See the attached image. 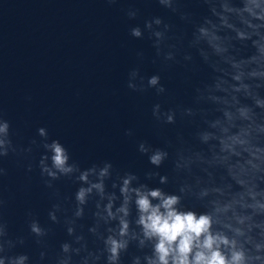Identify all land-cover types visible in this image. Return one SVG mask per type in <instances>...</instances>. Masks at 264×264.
<instances>
[{"label":"clouds","instance_id":"1","mask_svg":"<svg viewBox=\"0 0 264 264\" xmlns=\"http://www.w3.org/2000/svg\"><path fill=\"white\" fill-rule=\"evenodd\" d=\"M157 2L172 13L180 12V0ZM197 3L205 12L195 23L186 49L182 41L173 42L170 36L173 26L160 16L145 20L143 27H131L129 34L136 39L147 34L155 49L153 62L158 60L162 71L174 65L186 70L195 68L193 52L207 67L208 78L194 90L193 106L184 107L180 112L184 116L199 115L204 119L206 127L198 131L197 137L202 144L208 145L211 157L195 153L187 159L189 164L207 163L223 169V183L215 184L209 173L211 186L202 188L199 193L201 199L210 193L219 199L210 201L208 212L182 210L180 195L166 194L158 188L147 189L143 185L130 189L135 177L129 175L121 188L124 203L116 210L121 214L118 232L104 240L107 264H117L121 251L128 247L124 237L129 235L126 217L130 191L135 193L136 223L142 229L140 245L155 241L153 256L146 257L147 264H264V0H197ZM138 11L129 9L127 16L134 20ZM180 20L193 23L189 12H180ZM138 57L142 62L143 53H138ZM127 87L138 93L153 89L157 96L168 92L160 73L145 77L139 65L128 73ZM151 111L158 122L175 123V109L164 111L160 103H155ZM210 112L218 115L208 119ZM38 132L47 139L44 128ZM125 135H134L133 130H126ZM44 148L51 155L41 158L40 168L41 174L50 178L45 180L50 188L51 180L69 175L74 166L68 163V151L58 140L45 143ZM139 149L142 153H150L149 161L157 167L168 156L166 151L150 149L144 143ZM14 151L10 122L0 116V159ZM110 167V164L105 165L100 175H107ZM5 175L7 170L0 167V177ZM80 179L87 181L88 173H82ZM160 182L166 183L167 177H160ZM93 189L103 194V183L81 187L76 193L78 205L85 204ZM185 191V187L180 189L181 193ZM4 204L0 199V209ZM111 208L109 203L107 215L115 219ZM82 211L78 208L76 215H81ZM49 216L56 220L54 212ZM29 230L38 238L46 235V230L36 220L29 222ZM71 231L70 228L69 233ZM17 244H23V238H11L8 222L0 214V264H28L27 254L12 251ZM61 249L68 253L70 245L65 243ZM43 255L41 253V258ZM69 259L61 257L58 264H68ZM136 264H139L138 258Z\"/></svg>","mask_w":264,"mask_h":264}]
</instances>
